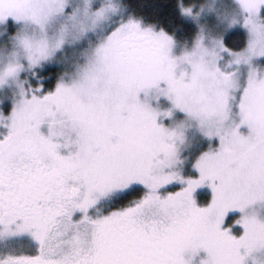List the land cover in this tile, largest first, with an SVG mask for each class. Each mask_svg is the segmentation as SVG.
Masks as SVG:
<instances>
[{"label":"snow or ice","instance_id":"obj_1","mask_svg":"<svg viewBox=\"0 0 264 264\" xmlns=\"http://www.w3.org/2000/svg\"><path fill=\"white\" fill-rule=\"evenodd\" d=\"M0 264H264V0H0Z\"/></svg>","mask_w":264,"mask_h":264}]
</instances>
